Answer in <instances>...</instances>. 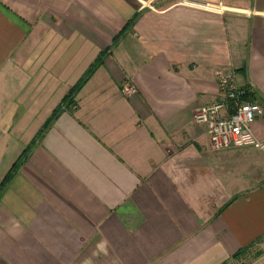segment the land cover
Listing matches in <instances>:
<instances>
[{"label": "crops", "instance_id": "obj_1", "mask_svg": "<svg viewBox=\"0 0 264 264\" xmlns=\"http://www.w3.org/2000/svg\"><path fill=\"white\" fill-rule=\"evenodd\" d=\"M167 1L0 0V264H264V114L193 121L218 67L264 108V0Z\"/></svg>", "mask_w": 264, "mask_h": 264}, {"label": "built area", "instance_id": "obj_2", "mask_svg": "<svg viewBox=\"0 0 264 264\" xmlns=\"http://www.w3.org/2000/svg\"><path fill=\"white\" fill-rule=\"evenodd\" d=\"M213 75L217 99L193 113V121L206 126L210 147L214 150L263 148L251 128L252 122L264 114L263 106L251 98L252 88L237 84L232 68L218 67Z\"/></svg>", "mask_w": 264, "mask_h": 264}, {"label": "trees", "instance_id": "obj_3", "mask_svg": "<svg viewBox=\"0 0 264 264\" xmlns=\"http://www.w3.org/2000/svg\"><path fill=\"white\" fill-rule=\"evenodd\" d=\"M97 64V63H96ZM96 64H93L89 67V69L85 72L84 76L73 86L71 87V89L69 90V92L66 94V96L62 99L61 104H59L51 113L50 117L45 121L44 125H43V129L53 120V118L59 113L60 110H62V108H64L65 106L71 104L72 102V97L74 96V94L76 93V91L79 89V87L81 86L82 83L85 82V80L91 75V73L94 70V66ZM10 174V173H9ZM9 174L6 176V178H8ZM5 178V179H6ZM2 185V184H1ZM259 239L255 240V242H258ZM250 246V245H249ZM249 246H245L241 249H239L238 251H236L234 254H232L229 258L225 259L224 261H222L219 264H232L233 260H237V259H241L244 258L245 256L248 255V248ZM260 252H255L254 256H257ZM240 264H245L244 261H242Z\"/></svg>", "mask_w": 264, "mask_h": 264}, {"label": "rangeland", "instance_id": "obj_4", "mask_svg": "<svg viewBox=\"0 0 264 264\" xmlns=\"http://www.w3.org/2000/svg\"><path fill=\"white\" fill-rule=\"evenodd\" d=\"M173 1H174V0H168L167 2H168V3H172ZM254 250H255V249H253V250H251V251H254ZM244 258H245V257H244ZM244 258L237 259V260H233V261H232V264H240ZM244 260H245V259H244ZM246 260H247V259H246Z\"/></svg>", "mask_w": 264, "mask_h": 264}]
</instances>
